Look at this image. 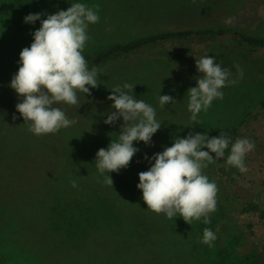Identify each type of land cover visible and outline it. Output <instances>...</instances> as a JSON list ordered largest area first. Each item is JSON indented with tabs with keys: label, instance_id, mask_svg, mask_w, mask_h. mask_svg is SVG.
<instances>
[{
	"label": "trees",
	"instance_id": "16d2710c",
	"mask_svg": "<svg viewBox=\"0 0 264 264\" xmlns=\"http://www.w3.org/2000/svg\"><path fill=\"white\" fill-rule=\"evenodd\" d=\"M223 37L236 40L252 52L264 48V37L225 27L166 31L101 50H83V55L89 68L100 67L110 59L126 57L164 41L219 40ZM215 61L223 64L222 57ZM198 75L195 74L189 83L195 84ZM12 76L13 73L0 61V264H34L32 260L36 261L35 256L42 250L47 253L44 264L194 262L203 244L193 227L194 221L190 225L182 217L168 219L163 213L151 211L137 188L138 173L150 166L144 159L145 153L150 157L163 151L165 146H171L173 136L183 137L196 132L192 122L185 126L179 124L181 117L186 119L191 115L184 103L175 102L158 108L157 113L162 116L157 120L162 126L153 135V145L134 142L140 151L127 168L110 173L113 186H108L103 184L94 158L100 148H106L111 139L118 136L123 123L122 118L113 125L104 123L106 113L114 111L112 101L92 93L79 100L77 105H54L77 123L55 134L37 136L29 131V124L16 110L15 105L20 99L9 86ZM258 107L264 108V100ZM244 120L237 121L229 129L228 135L233 142ZM228 154L229 149H226L225 155ZM207 168L203 169L204 173ZM72 180L76 181L77 187L71 186ZM216 185V211L223 226V237L229 240L237 258L247 260L253 250L257 252L251 243L252 225L241 224L232 215L235 194ZM120 205H124L122 210ZM256 212L264 219V207L257 201L248 202L241 209L242 214ZM20 214L32 217L33 222L22 223L24 233L10 234L5 227L16 228ZM182 234L190 239L186 246L181 238L178 243L172 241L174 236ZM149 242L156 246L150 252ZM160 252L159 260L151 257ZM254 264H264V257L257 256Z\"/></svg>",
	"mask_w": 264,
	"mask_h": 264
},
{
	"label": "rangeland",
	"instance_id": "374dc122",
	"mask_svg": "<svg viewBox=\"0 0 264 264\" xmlns=\"http://www.w3.org/2000/svg\"><path fill=\"white\" fill-rule=\"evenodd\" d=\"M71 2L95 7L100 17L97 23L89 25L87 29L89 40L85 52L151 34L187 29L235 27L249 35L264 37V0H0V61L7 66L8 71L13 74L18 71L19 53L24 47L30 46L31 31L40 27L39 21L31 25L24 23L23 18L29 13L49 14L66 10ZM42 18H46V15ZM207 55L215 57V60L222 57L223 64L216 62L228 68L232 73L230 79L238 82L224 87L223 99L214 100L206 112L198 114L199 123L193 122L189 115L186 119L181 117L179 124L185 126L192 122L196 132H207L212 137L218 136L222 130L228 134L233 124L245 118L236 139L247 137L255 144V149L245 158L248 170L241 173L227 165L225 155L208 166L204 174L222 185L225 191L235 194L231 213L241 224L252 225L254 235L251 243L256 246L257 252L253 250L247 260L237 258L229 240L223 237V226L215 210L209 214V224L193 220L197 237L202 238L204 228H210L216 240L212 247L202 244V250L195 256L194 262L187 264H254L257 256L264 257V219L258 212L242 214L241 209L252 201L264 207V108L258 107L264 100V48L252 52L229 37L219 40L192 38L164 41L149 45L135 54L110 59L97 67L101 72L97 81L100 84L90 89V94L107 98L110 88L115 85L125 82L134 84V95L151 104L156 110V118H160L162 115L157 113L158 108H161L158 102L160 94L171 95L175 99L172 103L181 102L187 108V90L196 85L189 83V80L199 74L195 66L196 57ZM236 65L243 69L242 77ZM77 95L78 100H81L87 94L78 92ZM211 154L215 158V154ZM120 208L122 210L124 205H120ZM31 219L20 214L16 228L6 226L5 230L13 235L24 233L22 223H32ZM180 238L185 246L189 244L190 239L187 240L184 234L174 236L172 241L178 243ZM154 249L156 246L149 242V252ZM46 254L42 250L34 259L44 264ZM160 254L151 257L159 260L157 257Z\"/></svg>",
	"mask_w": 264,
	"mask_h": 264
},
{
	"label": "clouds",
	"instance_id": "9594fccd",
	"mask_svg": "<svg viewBox=\"0 0 264 264\" xmlns=\"http://www.w3.org/2000/svg\"><path fill=\"white\" fill-rule=\"evenodd\" d=\"M45 15L46 18H42ZM23 19L31 25L39 21L40 27L31 31L30 46L20 51L18 71L13 74L9 86L20 99L15 107L29 124V131L37 136L55 134L77 121L69 119L62 108L54 105H77L78 92L90 94V89L100 84L97 81L101 72L95 66L89 68L83 55L89 40L87 29L100 17L95 7L71 2L66 10L29 13ZM195 66L199 75L196 85L187 90V110L190 119L199 123L198 114L206 112L214 100L223 99L222 89L238 81L230 79L231 71L222 68L213 56L196 57ZM236 68L242 77L243 69L239 65ZM134 86L128 82L115 85L107 97L114 111L106 113L104 123L113 125L120 118L123 121L118 136L112 138L106 148H100L94 158L97 172L108 186H113L110 173L127 168L140 151L136 144L143 142L152 146L153 135L162 126L155 108L134 95ZM174 101L168 94H160L158 98L161 108ZM171 139V146H165L163 151L150 157L144 154L150 166L138 173L137 188L142 191V199L151 211L163 213L168 219L182 217L190 225L193 220L209 224V214L216 210L218 188L203 169L224 158L225 150L229 149L225 163L244 173L248 170L246 155L255 149V144L247 137L233 142L223 130L218 136L189 132ZM71 186L77 187L75 180L71 181ZM215 240L213 230L204 228L201 243L212 247Z\"/></svg>",
	"mask_w": 264,
	"mask_h": 264
}]
</instances>
